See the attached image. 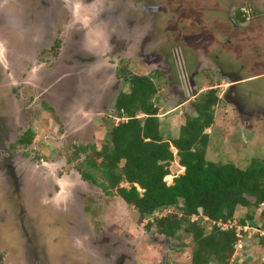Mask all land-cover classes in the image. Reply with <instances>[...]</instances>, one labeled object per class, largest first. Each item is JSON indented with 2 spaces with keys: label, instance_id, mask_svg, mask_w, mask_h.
<instances>
[{
  "label": "rangeland",
  "instance_id": "374dc122",
  "mask_svg": "<svg viewBox=\"0 0 264 264\" xmlns=\"http://www.w3.org/2000/svg\"><path fill=\"white\" fill-rule=\"evenodd\" d=\"M253 1L0 0V50L7 61L2 62L16 61L21 71L22 64L34 62L20 80L31 90L12 95L19 120L6 143L30 177L31 187L22 196L37 198L25 205V222L19 205L13 210L10 199L0 200V264H191V238L149 234L150 220L140 224L134 208L118 195L86 185L77 169H87L90 147L105 143L111 128L123 121L114 99L130 91L124 85L132 73L152 76L159 85L165 139L178 138L185 114L191 113L190 105L178 107L185 94L175 101L171 91L178 84L190 92L187 81L199 72L189 101L211 83L221 85L223 96L216 122L207 130L208 159L246 168L254 157H264V4ZM247 4L252 18L237 25L235 10ZM153 48L170 55L181 79L166 85L146 65L145 53ZM94 55L100 60L91 63ZM206 57L208 64L201 66ZM2 67L1 78L9 80ZM224 72L238 75L240 82L227 89ZM24 137L32 143L21 144ZM184 172L176 159L166 180L172 185ZM251 213L241 208L232 224ZM254 214V225L264 223V214ZM255 240L244 238L243 251L231 263L264 264V245Z\"/></svg>",
  "mask_w": 264,
  "mask_h": 264
},
{
  "label": "trees",
  "instance_id": "16d2710c",
  "mask_svg": "<svg viewBox=\"0 0 264 264\" xmlns=\"http://www.w3.org/2000/svg\"><path fill=\"white\" fill-rule=\"evenodd\" d=\"M234 20L243 25L249 16L240 8ZM129 75L130 91L114 99L116 116L123 121L111 128L105 143L90 147L87 169L78 171L106 195L120 196L135 209L140 224L150 220L145 225L149 234L191 238V264H232L240 238L237 229L221 224L235 222L241 208L252 213L240 223L252 224L254 213L264 209V157H254L246 168L208 159L211 136L207 130L214 126L223 99L217 85L211 83L189 104L191 113L185 114L180 136L170 140L161 129L159 85L152 76ZM26 142L32 143L31 137ZM176 159L185 172L170 185L166 179ZM160 212L168 214L158 218Z\"/></svg>",
  "mask_w": 264,
  "mask_h": 264
},
{
  "label": "flooded vegetation",
  "instance_id": "af4514ba",
  "mask_svg": "<svg viewBox=\"0 0 264 264\" xmlns=\"http://www.w3.org/2000/svg\"><path fill=\"white\" fill-rule=\"evenodd\" d=\"M256 2H257V0H254L253 5L256 4ZM258 2H261L264 4V0H258ZM26 3L27 2H25V4ZM247 7H249L251 9V14L249 17V20H250L252 18V15H253V9H252L251 4H247ZM249 23H252V21H250ZM160 47L161 46H159V49H160ZM159 49L154 50V48H153L150 51L149 50L146 51L147 53H145V54L149 53L148 57H147V62H146L147 64L146 65L153 67L155 72H158L157 74L161 77V80H164L166 82V85H167V82L170 80H173L176 78L181 79V73H180V70L178 69L177 64L175 62H171L169 60L170 55H168L166 57L161 56L158 52ZM47 50H49V48ZM11 51H13V50H11ZM15 52H16V50H15ZM3 53H4V50H0V64L3 63L2 62L3 59L4 60L6 59L5 58L6 56ZM96 56L91 63L97 62L98 60H100L99 56H97V57ZM30 58H31L30 56H27V59L25 60V62H29L28 59H30ZM206 59H207V57L204 59L206 62H204V60H202L201 66L208 64ZM30 63L32 65L34 62L31 61ZM1 65H3V67ZM1 65H0V67H2L4 69L5 75L7 77L9 76V80L7 78L6 79L1 78L2 69L0 68V200L2 202L6 198L10 199V201H11L10 206H12L13 210L16 207V204H17V206L19 205L18 206L20 208L19 217H20L22 222H25V217H24V216H26L25 205L29 202L31 203L32 199L34 200L37 198H34L33 195L31 196V198H29L28 196H26L27 193H25V196H22L23 191H25L24 188L31 187L30 186L31 183L29 184V182H31L30 177H29V174H27L28 172L26 173V171L25 172L22 171L21 168L16 163L17 161H16V158H14L15 155L13 153V147L11 144L8 145L7 141L10 140L9 136L12 134V131H13V133L16 132V130H17L16 126H18L17 119L19 120V117L16 116V112H17L16 110L18 109L17 105H19V104L17 102V99L15 97H12V95L15 94L16 91L21 93L22 90L24 92H25V90H31L30 88L29 89L24 88L23 83L20 82V80L23 79V74L24 73L27 74L29 72L28 69L31 68V65L29 66L26 63L22 64V66L24 65L23 71H21V68H17L18 64L16 63V61H15V63H13V65H12V63L11 64L7 63V65L3 63ZM12 66H14L15 68L11 69ZM33 71H34V69L33 70L31 69L30 72L32 73ZM17 72H19L20 74ZM222 72L223 71H221V73ZM192 73L193 74L189 77V81H187L186 77L184 76V78L186 79L187 84L190 88L191 93H193L192 91L197 90L195 88V82H196V79L198 77L199 72L198 73L192 72ZM224 73H225V74H223L224 78L226 76H229L233 80L239 78V76L236 74L226 73V72H224ZM42 78L48 79L49 75L45 74V76ZM6 80L8 83H5ZM125 83L126 84L124 86H126L128 84V80ZM27 85L30 87L34 86V84H30L29 82H27ZM176 85L177 86H175V89L171 91L172 98L175 101L176 100L178 101V96L180 95V93H184L186 101L184 100V102H182L180 105H178V107H180V106L182 107V105L185 107L189 106V104L191 103V100L189 101L188 98L191 96V94L189 95L188 93H190V92H188V93H187V91L184 92V88H182V85H180V86L178 84H176ZM88 86H89V82H88ZM5 87H9V90L4 89ZM34 88L37 90L36 86ZM39 90H40V88H39ZM49 104L50 103L48 102V105ZM1 112H5L6 115H3L4 117H2ZM27 139L28 138L24 137L19 142L21 144L26 145V144H28L26 142ZM77 171H78V169H77ZM79 174L81 175L80 172H79ZM81 177H82L83 181L86 183V185L90 186L92 184L96 188L98 187L97 185L93 184L92 182L85 180L82 175H81ZM83 210H84V207H83ZM110 245L114 246L112 243ZM102 247H103L102 248V250H103L104 247H106V244L104 243L102 245ZM109 253L110 252L107 253V257L110 256Z\"/></svg>",
  "mask_w": 264,
  "mask_h": 264
},
{
  "label": "built area",
  "instance_id": "2783aa9c",
  "mask_svg": "<svg viewBox=\"0 0 264 264\" xmlns=\"http://www.w3.org/2000/svg\"><path fill=\"white\" fill-rule=\"evenodd\" d=\"M242 11H244L249 17H250V14H251V9L249 7H244L242 8ZM195 220L199 219V217H194ZM205 218V221H209V219L207 217H204ZM221 226L223 228H235L237 229L238 231V237L241 238V240L239 241L238 245L236 246L238 250H241L243 248V244H242V238H243V232H249L250 230V226H246V227H241L238 223H235V224H232V223H229V224H221ZM259 233H260V237L262 239H264V229H259L257 230Z\"/></svg>",
  "mask_w": 264,
  "mask_h": 264
},
{
  "label": "clouds",
  "instance_id": "9594fccd",
  "mask_svg": "<svg viewBox=\"0 0 264 264\" xmlns=\"http://www.w3.org/2000/svg\"><path fill=\"white\" fill-rule=\"evenodd\" d=\"M246 6V5H245ZM247 7V6H246ZM244 8V7H243ZM242 9V8H241ZM219 85V84H218ZM222 98H223V96H222ZM263 211H264V209H261L260 210V212H261V215L263 214ZM238 224L241 226V227H246V226H250V230H249V232H243V238H242V244H243V239L244 238H254V236H257L258 235V238H257V240H255V242H257L258 244H259V242H260V240H263L264 241V239H262L261 237H260V233L257 231V230H259V229H264V223H261V224H259V225H254V222L251 224V222H247V224H245V225H242L240 222H238ZM240 240H241V238H240ZM244 244H243V248L241 249V250H239V251H243V249H244Z\"/></svg>",
  "mask_w": 264,
  "mask_h": 264
},
{
  "label": "crops",
  "instance_id": "0c3cea01",
  "mask_svg": "<svg viewBox=\"0 0 264 264\" xmlns=\"http://www.w3.org/2000/svg\"><path fill=\"white\" fill-rule=\"evenodd\" d=\"M226 73H227V72H226ZM228 75H229V74H228ZM240 80H241L240 78H238V79H234V80H233V79H231L229 76H226L225 78H224V77L222 78V81H223V82L228 81V83L230 84V87H228L227 89H229V88H234L233 86H235L237 82H240ZM222 81H221V83H223ZM217 86H218L220 89H222V88H221V85H217ZM208 89H209V88H208ZM224 92H225V90H224Z\"/></svg>",
  "mask_w": 264,
  "mask_h": 264
}]
</instances>
